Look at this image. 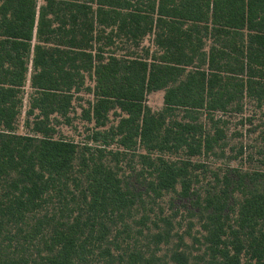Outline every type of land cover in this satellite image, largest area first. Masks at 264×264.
<instances>
[{"label": "trees", "instance_id": "16d2710c", "mask_svg": "<svg viewBox=\"0 0 264 264\" xmlns=\"http://www.w3.org/2000/svg\"><path fill=\"white\" fill-rule=\"evenodd\" d=\"M233 116L258 137L227 157ZM210 157L264 167V0H0V264H264V168Z\"/></svg>", "mask_w": 264, "mask_h": 264}, {"label": "rangeland", "instance_id": "374dc122", "mask_svg": "<svg viewBox=\"0 0 264 264\" xmlns=\"http://www.w3.org/2000/svg\"><path fill=\"white\" fill-rule=\"evenodd\" d=\"M39 5H42L45 0H37ZM149 42L147 41L146 44ZM93 82L91 80H87V86H92ZM32 89L30 88L29 82L26 85L25 88V102H24V108L22 111V115L19 119V124H18V133L20 134H29L31 131L28 129L26 126V121L28 119L27 112H29V100H30V94H32ZM90 101H93V96L88 94L87 92H82L78 94L74 100V109L73 112L71 113V117L73 118V123L70 125L66 124H61L58 126V135L57 137H62L68 140H73L79 145H82L86 142H89L88 136L91 133V129L93 128L94 124L88 123L86 120L83 118V109L88 108V104ZM147 104L149 105V108L153 111H160L163 109V104H164V92L163 91H158V92H153L148 95L147 97ZM255 111L254 108L251 106L247 108L246 115H252ZM255 114L257 116L258 121L255 122L256 125L260 126V120L261 118V113L260 111L256 112ZM260 119V120H259ZM112 122L111 124H116V118L112 116L111 118ZM241 117L239 116H233L231 120V126H230V131H229V145L230 147L227 150V157L232 156L235 157L237 154L238 150L240 149V146L243 145H248L249 146H254L255 145V140H257L258 133H251L250 130L255 128V126L251 125H241L240 124ZM256 129V128H255ZM234 133H239V134H234ZM242 133V136L241 134ZM245 151L250 154L252 151L250 149H245ZM229 152V153H228ZM229 155V156H228ZM246 157V155H245ZM207 161L209 165H211L213 168L216 167H235V168H244V169H257V168H262L261 165H259L256 162H247L246 158H239L237 160H230L229 158H218V157H210L209 159H201ZM264 168V167H263ZM262 168V169H263ZM161 206L164 207V210L168 215L174 214L175 220L174 224L176 227V231L180 234L183 235L188 231V228L191 227L193 224L194 227L192 229L193 235L197 236L198 231L200 229L197 219L193 216L190 215L192 206L190 205L189 201H182L175 195H168L165 199L161 201ZM186 241L189 245L193 244V241L191 238L186 237ZM197 247V245H195Z\"/></svg>", "mask_w": 264, "mask_h": 264}]
</instances>
